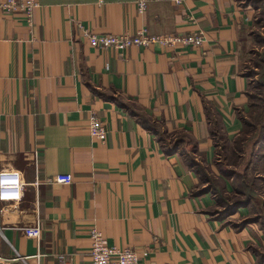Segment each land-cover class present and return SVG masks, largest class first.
I'll return each mask as SVG.
<instances>
[{
	"label": "crops",
	"instance_id": "obj_1",
	"mask_svg": "<svg viewBox=\"0 0 264 264\" xmlns=\"http://www.w3.org/2000/svg\"><path fill=\"white\" fill-rule=\"evenodd\" d=\"M38 2L32 30L23 13L0 8V173L17 169L25 183L21 200L0 203V255L92 264L98 229L143 264H264L258 200L227 212L233 200L221 196L236 194L235 179L219 167L221 143L236 142L251 112L245 31L261 3L163 0L141 13L137 0ZM80 24L109 34L201 30L205 40L122 53L91 46ZM93 113L105 141L90 134ZM64 173L72 183L53 180ZM37 223L40 240L21 230Z\"/></svg>",
	"mask_w": 264,
	"mask_h": 264
},
{
	"label": "built area",
	"instance_id": "obj_2",
	"mask_svg": "<svg viewBox=\"0 0 264 264\" xmlns=\"http://www.w3.org/2000/svg\"><path fill=\"white\" fill-rule=\"evenodd\" d=\"M154 1L163 0H137L139 11L146 10L148 4ZM177 5H183L184 0H169ZM40 6L38 0H1L0 8L5 13L21 12L26 16L29 28L34 27V14ZM85 36L93 47H103L114 49L119 52H125L133 46H149L159 44L165 47H174L178 44L200 46L204 40V32L196 31L189 34H168L152 35L147 28L139 29L135 34H109L93 33L88 28L81 25ZM89 131L91 136L105 141L107 128L99 117L94 113L89 119ZM53 180L57 183L70 184L73 181L72 174L64 173L56 175ZM25 183L21 171L17 169H3L0 173V203L5 201H19L24 196ZM24 234L36 240L42 237L41 224L37 223L31 226L21 228ZM92 238V264H143L137 251L131 248H119L110 245L109 240L102 231L92 229L90 232ZM156 239V238H155ZM145 255L147 252L144 253ZM60 264H71L66 255L58 256ZM8 259L0 255V264H8Z\"/></svg>",
	"mask_w": 264,
	"mask_h": 264
},
{
	"label": "rangeland",
	"instance_id": "obj_3",
	"mask_svg": "<svg viewBox=\"0 0 264 264\" xmlns=\"http://www.w3.org/2000/svg\"><path fill=\"white\" fill-rule=\"evenodd\" d=\"M257 4L259 12L255 16L254 24L248 32V43L243 55V70L249 78V101L252 103V109L245 125V130L240 139L235 143L223 141L220 149L222 163L220 169L226 174H231L235 179L233 182L236 187L235 195L221 196V202L224 199L233 200L242 205L247 204L255 196L258 205H255L254 214H264V204L262 203V194L264 192V182L256 178L255 168H257L256 153L262 155V148L255 144L258 135L261 133V124L264 122V0ZM261 7V8H260ZM263 127V126H262ZM255 144V145H254ZM203 173L207 178H213L211 167L203 166ZM214 179V178H213ZM260 227L264 231V220H260Z\"/></svg>",
	"mask_w": 264,
	"mask_h": 264
},
{
	"label": "trees",
	"instance_id": "obj_4",
	"mask_svg": "<svg viewBox=\"0 0 264 264\" xmlns=\"http://www.w3.org/2000/svg\"><path fill=\"white\" fill-rule=\"evenodd\" d=\"M250 107L252 109V103H250ZM246 123L247 122L245 121V125H246ZM261 125L263 126V127L261 126V128H260L261 133L258 135V138L255 141V144L257 146H259V147L264 143V122ZM244 130H245V127H244L243 131ZM241 136H242V134L237 138L236 142L240 139ZM255 157H257V159H261L263 157V154L260 156L258 153H256V156ZM241 205H242L241 203H237L236 201H233L232 203L228 204V206H227V212L235 211Z\"/></svg>",
	"mask_w": 264,
	"mask_h": 264
}]
</instances>
